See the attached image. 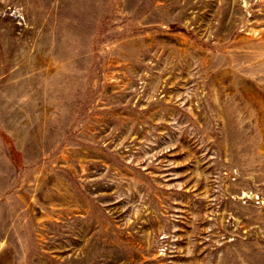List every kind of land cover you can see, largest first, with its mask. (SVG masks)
Listing matches in <instances>:
<instances>
[{
    "label": "rangeland",
    "instance_id": "obj_1",
    "mask_svg": "<svg viewBox=\"0 0 264 264\" xmlns=\"http://www.w3.org/2000/svg\"><path fill=\"white\" fill-rule=\"evenodd\" d=\"M0 264H264V0H0Z\"/></svg>",
    "mask_w": 264,
    "mask_h": 264
}]
</instances>
